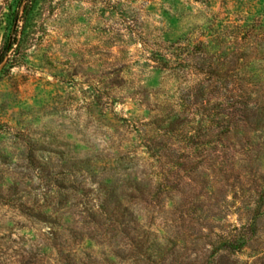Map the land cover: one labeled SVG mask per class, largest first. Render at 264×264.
<instances>
[{"label": "rangeland", "instance_id": "374dc122", "mask_svg": "<svg viewBox=\"0 0 264 264\" xmlns=\"http://www.w3.org/2000/svg\"><path fill=\"white\" fill-rule=\"evenodd\" d=\"M11 58L0 264H264V0H37Z\"/></svg>", "mask_w": 264, "mask_h": 264}, {"label": "trees", "instance_id": "16d2710c", "mask_svg": "<svg viewBox=\"0 0 264 264\" xmlns=\"http://www.w3.org/2000/svg\"><path fill=\"white\" fill-rule=\"evenodd\" d=\"M13 8H9L7 14L2 16L4 22V36L3 42L0 47V64L4 63L11 64L12 56L15 54V51L20 46L21 41L27 35V27L31 16L35 10L37 0H13ZM217 77V74H211L210 76V88L212 91H216L213 88L214 83L217 80L212 77ZM210 90V91H211ZM209 117L214 119L217 116V111L215 107L209 108ZM244 110H249L245 108Z\"/></svg>", "mask_w": 264, "mask_h": 264}]
</instances>
